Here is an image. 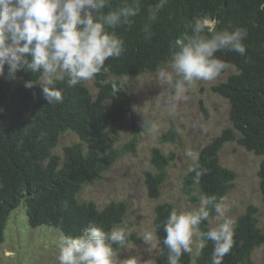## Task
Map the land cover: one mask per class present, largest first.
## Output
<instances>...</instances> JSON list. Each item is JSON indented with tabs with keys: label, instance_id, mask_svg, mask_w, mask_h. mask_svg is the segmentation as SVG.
I'll return each mask as SVG.
<instances>
[{
	"label": "trees",
	"instance_id": "obj_1",
	"mask_svg": "<svg viewBox=\"0 0 264 264\" xmlns=\"http://www.w3.org/2000/svg\"><path fill=\"white\" fill-rule=\"evenodd\" d=\"M131 0H112V8L127 6ZM156 0H140V13L130 25L115 31L124 40L120 57L109 58L101 72L93 78L95 96L81 82L75 87L65 84L63 102L49 104L39 85L24 86L35 81L38 74L21 71L15 80L0 77V243L11 211L23 204L30 228L52 227L64 236H78L90 223L105 230L120 227L127 212V202L110 200L98 207L92 200H79L82 188L101 179L102 174L127 152H134L137 139L114 146L117 133L124 120L134 118V107L125 82L111 77H125L154 72L170 59L171 45L177 38L190 34L188 25L194 18L212 21L208 31L229 27H244L248 31L243 56L222 50L216 56L227 67L236 71L211 89L224 97L229 104L230 127L203 145L197 155L202 168L207 169L199 183L195 173L188 171L182 177V191L191 202L199 203L202 195L214 197L217 202L233 186L235 172L223 166L219 151L223 143L235 138L246 150L264 155V0H166L152 34L146 37L141 31L147 10ZM30 58V57H29ZM121 86L113 91V84ZM76 141L62 145L55 152L59 137L66 133ZM177 126L171 124L160 136L161 141L175 140ZM175 153H163L158 147L150 149L151 169L143 172L146 194L158 198ZM258 187L264 204V158L259 163ZM173 211L169 202L154 206L153 228L159 242V253L153 264H168L167 249L162 244L165 233L162 224ZM215 215L210 212V218ZM232 250L223 264H251L253 249L264 244V232L258 226L257 207L248 204L236 216ZM9 222V221H8ZM161 226V227H158ZM209 220L201 222L199 231L209 228ZM199 236V235H198ZM135 232L126 233L124 244L136 243ZM201 237L199 236V243ZM123 244V245H124ZM122 245H114L115 252ZM211 241L195 252L185 253L180 264H211Z\"/></svg>",
	"mask_w": 264,
	"mask_h": 264
},
{
	"label": "clouds",
	"instance_id": "obj_2",
	"mask_svg": "<svg viewBox=\"0 0 264 264\" xmlns=\"http://www.w3.org/2000/svg\"><path fill=\"white\" fill-rule=\"evenodd\" d=\"M112 0H0V77L15 80L21 71L38 74L27 80L26 88L39 85L49 103H62L59 84L75 87L99 74L109 58H118L124 50V40L116 29L130 25L141 11L140 0L127 6L111 7ZM166 0H156L148 8L141 31L152 34ZM209 21L194 18L190 34L177 38L171 45V55L159 79L173 94L174 104L185 98L188 88L198 81H212L227 67L216 56L229 50L245 54L248 31L244 27H229L208 31ZM30 57V58H29ZM113 91L121 86L113 84ZM185 156L193 164L189 169L199 183L207 169L200 166L198 155L191 149ZM214 211L218 222L205 232L201 222L208 221ZM227 207L214 197L202 195L197 206L173 210L161 225L165 236L168 264H180L185 253L193 252L194 237H201L199 248L207 241L213 248L211 264H223L234 243L235 221L227 217ZM158 226V227H161ZM123 228L105 230L90 223L78 236H64L59 242V264H114V245H123Z\"/></svg>",
	"mask_w": 264,
	"mask_h": 264
},
{
	"label": "rangeland",
	"instance_id": "obj_3",
	"mask_svg": "<svg viewBox=\"0 0 264 264\" xmlns=\"http://www.w3.org/2000/svg\"><path fill=\"white\" fill-rule=\"evenodd\" d=\"M212 24L209 21V25ZM167 63L154 72L111 77L126 83L134 107V118L129 116L120 128L115 127L117 133L114 134V146L135 135L136 149L120 156L102 174L100 180L85 185L77 195L79 200H92L98 207L110 200L127 202L126 216L118 228H123L125 233L135 232L140 240L122 245L114 254V264H153L159 253V242L153 228L154 206L169 202L173 210H185L198 205L189 201L181 188L182 177L193 163L185 156V151L191 149L197 154L212 137L231 126L228 101L214 92L211 86L224 81L230 73L236 71L233 66L226 67L212 81L195 82L188 88L185 98L174 104L170 87L159 79ZM83 83L95 96L93 79ZM171 124L177 126L175 140L161 141L160 136ZM234 136V139L225 141L219 151L221 164L236 174L232 188L221 203L228 209L227 217L233 220L248 204L255 205L258 226L264 232V204L257 174L264 155L246 150L237 141L239 134L234 132ZM76 140L77 137L69 132L61 135L55 152L60 154L62 145ZM152 147H158L163 153H175V159L167 169L156 199L147 196L143 183V172L151 169ZM11 214L14 215L7 220L4 239L0 243V264H59L62 233L52 227L30 228L22 203ZM217 222L215 214L209 219V226H215ZM198 246L197 235L194 237L193 252ZM251 261V264H264V244L253 249Z\"/></svg>",
	"mask_w": 264,
	"mask_h": 264
}]
</instances>
